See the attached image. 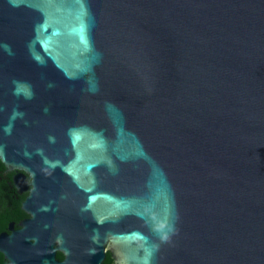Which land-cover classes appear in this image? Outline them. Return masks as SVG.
<instances>
[{
    "label": "water",
    "instance_id": "1",
    "mask_svg": "<svg viewBox=\"0 0 264 264\" xmlns=\"http://www.w3.org/2000/svg\"><path fill=\"white\" fill-rule=\"evenodd\" d=\"M0 161L12 264H264V0H0Z\"/></svg>",
    "mask_w": 264,
    "mask_h": 264
},
{
    "label": "flooded vegetation",
    "instance_id": "2",
    "mask_svg": "<svg viewBox=\"0 0 264 264\" xmlns=\"http://www.w3.org/2000/svg\"><path fill=\"white\" fill-rule=\"evenodd\" d=\"M17 172H22V171L21 170H19V171L11 170V169L7 168L5 165L3 168L0 167V209L2 210V207H3V203H4L3 198L6 195H8V196L10 195V196H12L11 198L14 201L20 202V210H21V212L18 213V218L15 220H9L5 229L0 231V234L3 232L11 233L12 231L19 229L20 227H22L21 222L23 220L28 219L31 216L29 213H27L23 209V205H22L23 201L25 200L26 196L29 193V188H30L29 182H30L31 178L28 174L25 173L26 174V180L20 181L19 183L21 186H27L28 188L27 189H20L19 186L14 181V175ZM2 188L6 189L4 194H3ZM7 207L11 208L12 202L7 204ZM108 252H111L112 256L114 255L113 251L110 250ZM108 252H107V256H108ZM113 258H114V256H113ZM114 262L116 264H118L115 258H114ZM0 264H12L11 261L8 258H6L1 251H0Z\"/></svg>",
    "mask_w": 264,
    "mask_h": 264
},
{
    "label": "trees",
    "instance_id": "3",
    "mask_svg": "<svg viewBox=\"0 0 264 264\" xmlns=\"http://www.w3.org/2000/svg\"><path fill=\"white\" fill-rule=\"evenodd\" d=\"M0 167L3 168L4 164L0 161ZM7 188V187H6ZM5 188H2L3 194L5 193ZM12 196L6 195L3 200V207L2 210L0 209V231L5 229L7 223L9 220H15L18 218V213L21 212L20 210V202L19 201H14ZM12 202V207L8 208L7 204ZM4 208V209H3ZM58 257L60 259H64V254L62 252H59ZM107 264H116L114 262V258L112 256L111 252H108V256L106 258Z\"/></svg>",
    "mask_w": 264,
    "mask_h": 264
}]
</instances>
